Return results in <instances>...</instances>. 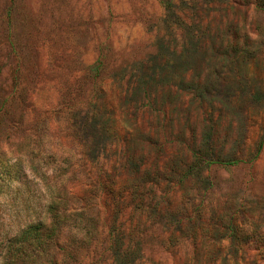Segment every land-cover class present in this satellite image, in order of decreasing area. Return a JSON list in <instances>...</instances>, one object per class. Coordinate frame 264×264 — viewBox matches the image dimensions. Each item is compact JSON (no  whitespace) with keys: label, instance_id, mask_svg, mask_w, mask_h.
Wrapping results in <instances>:
<instances>
[{"label":"rangeland","instance_id":"1","mask_svg":"<svg viewBox=\"0 0 264 264\" xmlns=\"http://www.w3.org/2000/svg\"><path fill=\"white\" fill-rule=\"evenodd\" d=\"M35 225L21 264H264V0H0V254Z\"/></svg>","mask_w":264,"mask_h":264},{"label":"trees","instance_id":"2","mask_svg":"<svg viewBox=\"0 0 264 264\" xmlns=\"http://www.w3.org/2000/svg\"><path fill=\"white\" fill-rule=\"evenodd\" d=\"M98 69L99 65L92 68L95 72H98ZM54 230L55 226L47 233L41 231L39 225L28 227L18 239L8 242L5 252L0 254V264H21L24 259H32L33 255H28L25 247L31 246L34 249L36 246L49 243Z\"/></svg>","mask_w":264,"mask_h":264}]
</instances>
